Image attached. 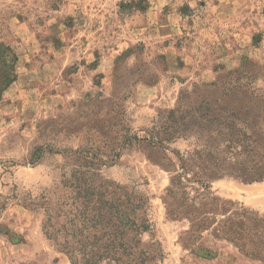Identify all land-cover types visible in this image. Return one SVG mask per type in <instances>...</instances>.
Returning <instances> with one entry per match:
<instances>
[{
    "label": "rangeland",
    "instance_id": "obj_1",
    "mask_svg": "<svg viewBox=\"0 0 264 264\" xmlns=\"http://www.w3.org/2000/svg\"><path fill=\"white\" fill-rule=\"evenodd\" d=\"M0 42L16 59L0 92V264L70 263L45 234L44 210L26 204L64 197L80 153L101 160L94 170L122 214L123 187L147 199L137 238L156 250L152 264H261L209 232L195 241L208 254L183 245L187 222L167 215L163 197L168 160L193 138L165 149L142 138L235 71L264 91V0H0ZM211 186L264 213V179Z\"/></svg>",
    "mask_w": 264,
    "mask_h": 264
},
{
    "label": "trees",
    "instance_id": "obj_2",
    "mask_svg": "<svg viewBox=\"0 0 264 264\" xmlns=\"http://www.w3.org/2000/svg\"><path fill=\"white\" fill-rule=\"evenodd\" d=\"M15 61L12 49L0 42V92L15 79ZM235 74L234 81L210 84L189 107L179 103L167 112L156 134L145 131L142 139L165 149V141L193 138L191 150L176 151V162L168 160L170 182L163 197L167 215L187 222L183 245L208 254L210 250L195 241L209 232L264 264V213L236 209L211 186L212 180L226 175L243 182L264 179V91L240 82L241 73ZM80 154L79 167L64 183V197L55 202L32 199L26 206L44 210L45 234L68 256L69 264H152L156 250L141 249L137 238L149 228L142 214L147 199L123 187L122 214L112 200L117 194L107 197L106 181L94 170L101 160ZM60 218L65 223L58 225Z\"/></svg>",
    "mask_w": 264,
    "mask_h": 264
}]
</instances>
